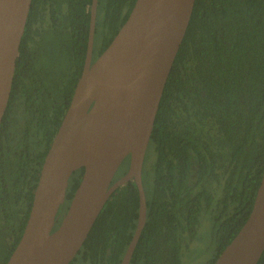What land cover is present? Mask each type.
<instances>
[{
	"label": "trees",
	"instance_id": "1",
	"mask_svg": "<svg viewBox=\"0 0 264 264\" xmlns=\"http://www.w3.org/2000/svg\"><path fill=\"white\" fill-rule=\"evenodd\" d=\"M92 1L32 0L0 128V264L23 234L45 157L82 74ZM135 2L99 0L100 54ZM146 161L147 218L129 264H183L185 236L205 209L215 221L216 250L204 264H214L248 219L264 173V0H196ZM84 170L69 180L62 215ZM139 209L132 179L109 197L69 264H121ZM257 264H264V251Z\"/></svg>",
	"mask_w": 264,
	"mask_h": 264
},
{
	"label": "water",
	"instance_id": "2",
	"mask_svg": "<svg viewBox=\"0 0 264 264\" xmlns=\"http://www.w3.org/2000/svg\"><path fill=\"white\" fill-rule=\"evenodd\" d=\"M98 1H92L82 74L45 157L25 229L6 264H69L109 197L132 179L140 192L139 220L121 264L130 263L145 226L144 163L196 0H136L111 43L93 60ZM31 5L32 0H0V128ZM128 156L126 173L114 180ZM81 167L82 179L62 215L69 180ZM263 251L264 173L248 219L214 264H257Z\"/></svg>",
	"mask_w": 264,
	"mask_h": 264
},
{
	"label": "rangeland",
	"instance_id": "3",
	"mask_svg": "<svg viewBox=\"0 0 264 264\" xmlns=\"http://www.w3.org/2000/svg\"><path fill=\"white\" fill-rule=\"evenodd\" d=\"M151 162L153 161V158ZM124 163V162H123ZM147 161L144 163L145 185L147 190L150 187V180L147 179ZM120 170V169H119ZM118 170V172H119ZM216 229L215 221L211 211L204 210L200 216V223L193 234H186L183 242V264H204L216 250ZM1 240V239H0ZM3 244L0 241V262L3 258ZM74 264H80L75 262Z\"/></svg>",
	"mask_w": 264,
	"mask_h": 264
},
{
	"label": "flooded vegetation",
	"instance_id": "4",
	"mask_svg": "<svg viewBox=\"0 0 264 264\" xmlns=\"http://www.w3.org/2000/svg\"><path fill=\"white\" fill-rule=\"evenodd\" d=\"M92 6V5H91ZM98 11H99V1H98ZM97 27V26H96ZM102 39V34L101 32H97L96 31V34H95V45H94V54H93V60H95L99 55H100V52H99V45H100V41ZM98 43V44H97ZM66 211V210H65ZM65 213V212H64ZM61 221V218L58 222V225Z\"/></svg>",
	"mask_w": 264,
	"mask_h": 264
}]
</instances>
